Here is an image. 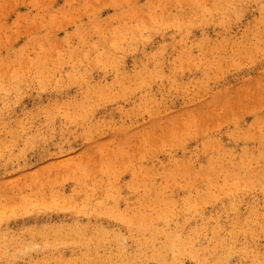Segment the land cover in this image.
Masks as SVG:
<instances>
[{"label": "rangeland", "instance_id": "1", "mask_svg": "<svg viewBox=\"0 0 264 264\" xmlns=\"http://www.w3.org/2000/svg\"><path fill=\"white\" fill-rule=\"evenodd\" d=\"M170 153L220 161L171 181L160 176ZM263 171L264 0H0V264H87L81 247L60 245L78 220L105 229L110 249L119 237L123 263L138 264L128 219L145 184L175 200L164 222L149 212L154 226L191 236L192 254L164 250L167 264H254ZM187 193L205 199L187 210ZM94 206L107 214H76ZM156 242L146 264H160Z\"/></svg>", "mask_w": 264, "mask_h": 264}, {"label": "bare ground", "instance_id": "2", "mask_svg": "<svg viewBox=\"0 0 264 264\" xmlns=\"http://www.w3.org/2000/svg\"><path fill=\"white\" fill-rule=\"evenodd\" d=\"M240 158V160H238ZM168 162L171 164V167H174L173 169H163L160 173V176L167 177L171 181H175L178 176H180L183 172L179 168H183L184 170L190 169V168H196L197 170L201 171L202 174H207L214 168V163L216 161H220V157H209L207 160L204 161V163H201L199 166H190V161L186 160L183 163L180 164L175 156L170 153L167 157ZM238 160V161H237ZM243 157H235V165L234 167L237 168H244L243 164ZM165 167V166H164ZM248 168H245V174H248ZM190 171V170H189ZM224 177L230 180H233V182L238 181L240 182V178L238 176V170H231L227 169L224 172ZM188 176L193 175V172L188 173ZM152 177L151 174H148L147 172L144 173L143 179H149ZM131 178H134L132 175ZM239 178V180H238ZM264 178V171L261 175V177L257 178L255 182H259ZM237 182V183H238ZM236 184V183H235ZM184 201L185 208L187 210H192V208L195 206V204L198 201H202L205 199L204 193H187L182 197ZM135 200L138 202L137 205L131 207V215L128 219L129 226L133 230H138V232L141 234V246H139L138 252L136 254H132L129 256V261L132 263H138V264H146V259L143 256L145 250L151 245L155 246L156 241L159 239V237L163 238L162 242V248L155 250L152 252L151 257L157 259L160 264H167L168 257L164 254V250L167 251H174V249L180 250V252H188L192 254V251H188V246L190 245V239L189 237H182L181 235H178L174 231H164L161 229H158L154 224L150 221V215L149 212H153L155 218L158 221H166L167 217L163 214V209H167L171 211L173 204L175 203L174 199H168L167 197L163 196L160 191L157 192H151L146 184L141 189V191L135 195ZM255 212H257V208L254 206ZM100 209L97 206H94L88 210H85L84 212L78 211L77 215H92L97 212H99ZM252 211V209H251ZM102 214H107L105 211H100ZM137 215V217H134ZM120 216V215H119ZM148 217V218H147ZM242 232L247 235H253L258 222L253 217H244L242 220H239ZM75 228V233L73 235V239L68 240L66 239L60 231H55L54 235L57 237V240L62 243L65 238V243L60 244L67 245L72 244L74 245V248L81 247L83 249V252L80 256V260L84 261L87 264H92L96 260H101L104 264L110 263L112 259H114V264H127L123 263L125 256V251L122 248V242L119 237L112 236L110 239L117 243L114 248L110 249L107 247V245H111L109 241V235L107 234V231L103 229L102 227H92L88 226L87 223H83L80 220L77 221V226ZM87 231H90L91 235H87ZM214 235L217 236V245L221 243V248H225L226 250H230L231 248L225 247L226 245H223L225 242L220 238L218 230H214ZM181 236V237H180ZM7 245V244H6ZM10 245V244H9ZM5 255L9 256L14 255L15 253L13 250H11L10 254L7 252H4ZM225 256L222 254L220 255L217 260H214L211 264H221L220 261H223ZM208 264L207 262H205ZM254 264H264V258L263 259H255Z\"/></svg>", "mask_w": 264, "mask_h": 264}]
</instances>
